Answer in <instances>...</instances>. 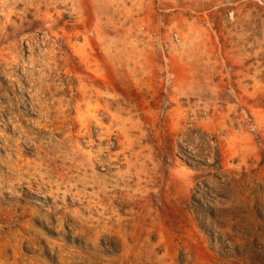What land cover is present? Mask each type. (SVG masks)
Returning <instances> with one entry per match:
<instances>
[{"label": "rangeland", "instance_id": "obj_1", "mask_svg": "<svg viewBox=\"0 0 264 264\" xmlns=\"http://www.w3.org/2000/svg\"><path fill=\"white\" fill-rule=\"evenodd\" d=\"M0 264H264V0H0Z\"/></svg>", "mask_w": 264, "mask_h": 264}]
</instances>
